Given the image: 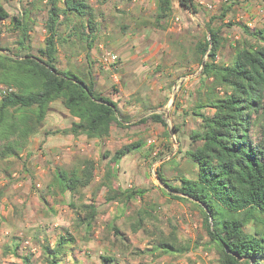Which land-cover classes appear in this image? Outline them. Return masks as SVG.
I'll list each match as a JSON object with an SVG mask.
<instances>
[{
    "label": "rangeland",
    "instance_id": "obj_1",
    "mask_svg": "<svg viewBox=\"0 0 264 264\" xmlns=\"http://www.w3.org/2000/svg\"><path fill=\"white\" fill-rule=\"evenodd\" d=\"M86 1L95 12L99 28L96 38L102 44L100 57L107 52L117 55L118 63L114 72L117 77L116 72L121 63L130 66L128 69L131 75H126L132 82L128 84L131 93L126 101L128 107L137 115L154 113L167 120L165 128L171 134V140L164 146L161 139L159 143L153 139L152 145L146 144L152 146L150 151H146V159L142 155L143 150L135 148L122 160L139 155L134 161L139 162L137 168L142 176L139 175L129 183L116 179L114 185L119 190H144L142 198H135L128 204L119 200L108 202L97 187L103 171L99 163L94 171V181L89 187L74 195H60L52 185L55 168H69L75 158L100 157L101 152H96L86 143L80 148L78 145H67L53 154L43 152L40 137H46L45 132L55 129L49 123L48 114L41 128L28 139L18 159L0 163V264H21L20 260L4 253L6 246L16 243L20 244V255L32 256L31 264H43L42 248H52L62 237L70 240L64 264H102L103 257H115L112 264H218L216 253L204 248L208 238L202 226L200 210L189 203L172 200L167 195L168 191L159 183L156 173L160 171L168 183L175 187H178L181 178L178 171L180 165L184 170L182 176L195 178L196 171L184 163L183 154L191 143L188 135L200 131L201 119L194 116V112H197L198 104L206 105L210 99L222 96V90L212 91L211 81L201 75L200 60L195 52V46L209 38L205 33V25H208L211 17H220L229 7L226 16L211 25L219 30L221 39L216 60L218 64L228 63L232 55L231 44L243 38L248 39L242 26L250 30H264V0H194L195 14L179 7L176 0H173L171 17L158 28L154 23L157 0ZM0 4L10 16L28 18L29 40L26 43L30 47L29 50L19 51V33L8 19L0 20V49H6L14 55H23L28 51L39 57L44 49L46 5L40 0H0ZM58 34L66 37L69 34L66 26L61 25ZM124 37L130 40L124 42ZM132 47L142 51H133ZM123 51L126 54L121 56ZM86 52L85 39L72 37L67 43L57 45L56 64L62 68L67 59L71 67L66 71L88 81L90 77L87 67L79 63V58ZM150 57L154 58L153 64ZM206 59L205 56L202 60ZM100 71L103 78L109 75V70ZM157 78L167 82L163 85L161 96L168 97L162 104L168 106L164 111L143 112L148 106L143 84L154 83ZM51 105L54 111L63 108L60 101ZM260 105L258 113L252 115L254 124L251 137L254 142L259 140L260 126L264 125V96ZM171 108L177 111V119L182 124L175 138L172 135L173 117L168 111ZM200 112L211 116L213 110L203 107ZM59 119L64 121L63 116H59ZM128 129L130 139L143 143L148 140L143 139L144 133L139 129ZM137 131L140 134H135ZM178 149L181 152L178 153ZM171 154L173 156L169 161L159 162ZM170 161L173 163L170 164ZM91 202L95 205L97 216L91 229L86 231L85 226L76 225L78 212L69 205L79 206ZM139 214L143 218V229L134 233L132 220ZM111 225L121 230L128 244L115 241L110 231ZM172 229L181 242L190 243L189 253L175 258L137 254L147 252L155 245L160 233L167 234ZM246 231L252 233L253 228L247 227ZM258 232L264 238V225L258 228ZM126 244L129 251L119 252Z\"/></svg>",
    "mask_w": 264,
    "mask_h": 264
},
{
    "label": "trees",
    "instance_id": "obj_2",
    "mask_svg": "<svg viewBox=\"0 0 264 264\" xmlns=\"http://www.w3.org/2000/svg\"><path fill=\"white\" fill-rule=\"evenodd\" d=\"M40 1L46 5L44 49L40 56H33L28 51L14 55L0 49V86L12 90L0 98V163L18 159L28 139L41 128L51 104L56 101L61 102L76 122L68 129L45 132V136L103 139L109 135L111 127H122L124 123L116 105L96 93L92 81L87 82L56 67L57 45L67 43L72 37L85 39L86 50H91L99 30L94 9L86 0ZM177 3L179 7L196 13L194 0H177ZM228 9L220 17L210 18L205 25L209 38L195 46L201 75L212 81V91L222 90L221 97L210 99L206 105L198 104L197 112H194V116L200 117L201 126L190 139L200 145L186 150L184 156L196 166L195 178L181 176L178 187H175L160 171L156 177L172 200L189 203L200 210L208 238L204 248L216 253L218 264H264V238L258 232V228L264 225V125L260 126L257 142L251 137L252 115L258 113L264 96V30L242 26L248 39L231 44L230 61L218 64L216 59L221 39L219 30L211 25L217 19H223ZM172 13L173 0H157L155 26L161 27ZM8 19L19 33V51L29 50L26 43L29 40L28 18L10 16L0 4V20ZM61 25L69 32L66 37L58 34ZM205 56L207 59L203 61ZM203 107L211 108L212 115L202 114ZM153 123L166 127L164 118L154 113L128 127L145 133ZM138 147V142L123 146L114 153L111 163L118 162ZM177 152L181 151L178 149ZM104 156L108 154L104 153ZM95 169L93 159L75 158L71 167L55 168L52 185L60 195L80 193L94 181ZM110 177L107 174L105 182ZM105 182L103 185L107 184ZM144 193L138 189L119 190L113 185L106 199L128 204L135 198H142ZM69 206L78 212L76 225L85 226L89 231L97 216L94 203ZM132 221L134 233L143 229L140 214ZM247 227H252L253 232H247ZM110 231L115 241L128 244L118 227L111 225ZM69 242L62 237L52 248L44 246L43 264H64ZM127 244L119 252H128ZM19 247V243L6 246L4 253L20 260L21 264H31L32 256L20 255ZM190 249V243L181 242L172 229L167 234L160 233L155 245L147 252L137 254L175 258L189 253ZM102 260V264H112L115 257H103Z\"/></svg>",
    "mask_w": 264,
    "mask_h": 264
},
{
    "label": "crops",
    "instance_id": "obj_3",
    "mask_svg": "<svg viewBox=\"0 0 264 264\" xmlns=\"http://www.w3.org/2000/svg\"><path fill=\"white\" fill-rule=\"evenodd\" d=\"M255 1H260V0H255ZM176 4H178L177 0H176ZM97 34L98 33L95 34V40L92 44L91 50L84 53V55L81 58H79V63L81 65H84V64L86 65V67H87L86 70H87V73L89 74V77H90L89 80L94 83L96 93H98V94L102 95L103 97L109 99L112 103H114L116 105L117 112L121 116V118L123 119V122H124L123 126L122 127H111L109 130V135L103 139H86L83 136H79V137L75 138L71 135H66V136L47 135L46 137H44V136L40 137V140L43 141V144L41 147L42 151L43 152H49L52 154L55 152H59L63 147H66L67 145H78V147L80 148V147H82V145L84 143H86V145L88 147H93L96 152H101L100 157L88 156V158L93 159L96 162V165H97V163L101 164V166L103 168L102 175H101L100 179H98V181H97L98 182L97 187L99 188V192H102L104 194V196L107 198L109 191H110V188L113 187L116 179H119L120 181H123L124 183H129L131 181H135L134 178H137L139 175H140V177L142 176L141 172L137 168V166L139 165L138 164L139 162L137 163V160L134 161V158L136 157L135 155L130 156L128 160L122 161L126 157V154H125L124 156H122L118 160V162L111 163L113 156H114V153L117 150H119L120 148H122L123 146L129 145L133 142H136V143L138 142L140 144V147H138V148H139V150H143L142 155H144V159H146L145 158L146 157L145 155L147 154L146 151H150L151 147H152V146L146 145V144H148V141H150V140L153 141V139H156L157 143H159V140L161 139L163 141V146H164L165 143H169L168 141L171 140V134L169 133L167 128L163 127L162 125H160L158 123H153L151 125V127L149 128L148 132L144 133V135H143V139L148 138L146 143L145 142L143 143L137 139H130L129 138L128 126L130 124L134 123L135 121H137L139 118L146 116V114L142 113L140 115L139 114L137 115V113H134V111L131 109V107H128L129 103L126 102L128 97L131 94L130 89L128 88V84H131L132 82H130L126 77V75H129V76L131 75L129 73L130 69H128L130 66H127L126 63L125 64L121 63L120 68L116 72L118 74V77H117L114 72L110 71L108 68L102 67L99 64L100 53L102 52V44L100 42H97V38H96ZM122 39H124V42L130 40L129 37L128 38L124 37ZM117 45L119 47H121L120 44H117ZM112 46H114V45L112 44ZM132 50L133 51H140V52L142 51L136 47H134V48L132 47ZM125 54H126V52L123 51V52H121L120 55L122 56ZM150 61L153 64L154 58L150 57ZM56 67L58 70H60L62 72H67L66 70H68V68L71 66H70V64H68V60L65 59V64L62 66V68L58 67L57 64H56ZM100 69L106 70V71L109 70L108 71L109 75L106 76L105 78H103L101 75L102 71H100ZM150 74H152V71L150 72ZM114 76L119 81L117 84H115L113 82ZM158 77H160V75ZM208 80L211 81L210 79H208ZM166 83H167L166 80L162 81L161 79L157 78L154 83L150 82L148 84H143V87H144L143 92H145L144 93L145 101L148 103V106L146 107L145 110H143V112H148L150 110H153V111L162 110V111H164L165 107L168 106V105H162L165 103V101L167 100L168 97L163 98V96H161V93H163V91H164L163 85ZM211 84H212V81H211ZM50 111L51 112L48 113L49 115L47 114L49 116L48 120H49V123H51L50 125L55 127L54 130L68 129V128H70V126L73 122H76V119L72 118L64 108H62V110L59 109L58 111H54V110H52V105H51ZM168 111H170V114L172 115L171 117H173L172 118L173 119V121H172L173 122V124H172V129H173L172 135L175 138L176 132L179 130L180 127L182 128V124H181V122L179 123V119H177L179 117V114L177 113V111L174 108H171ZM59 116L60 117L63 116L64 121L59 119ZM135 134H140V133L137 131V132H135ZM192 135H193V132L190 135H188L189 141H191L190 137ZM141 137H142V134H141ZM196 145L199 146L200 143L199 142H195V143L191 142L189 145H187L186 150H188L190 148H194ZM185 151H184V153H185ZM104 153L108 154V156L105 157ZM152 155H151V157H153ZM172 156H173V154L169 155L168 157H165L164 159L160 160L159 162L169 161V159ZM136 158H139V155ZM169 163L172 164L173 161H170ZM169 163L167 165H169ZM184 163L187 164L193 171H196V166L193 163H191V161H189L186 157H185ZM178 171H179V174H181L180 175V177H181L184 173V170L181 167V165L178 167ZM107 174H109V176H111V177L109 180H107V182H105V178H106ZM189 179H191V178H189ZM104 182L107 184L103 185ZM128 189H136V188H128Z\"/></svg>",
    "mask_w": 264,
    "mask_h": 264
},
{
    "label": "built area",
    "instance_id": "obj_4",
    "mask_svg": "<svg viewBox=\"0 0 264 264\" xmlns=\"http://www.w3.org/2000/svg\"><path fill=\"white\" fill-rule=\"evenodd\" d=\"M236 39V38H235ZM117 63H118V58L117 55L114 53H104L100 59H99V64L104 67V68H108L110 71L115 72L116 68H117ZM114 83L117 84L119 81L118 79L114 76ZM181 83V82H180ZM11 89L8 88H4L0 86V98L5 95L6 93L11 92ZM153 141H148L147 145H152Z\"/></svg>",
    "mask_w": 264,
    "mask_h": 264
}]
</instances>
